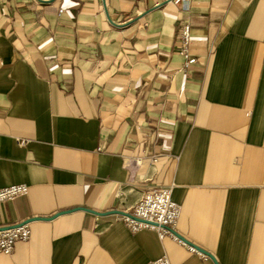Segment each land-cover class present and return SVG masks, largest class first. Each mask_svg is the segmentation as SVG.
Masks as SVG:
<instances>
[{
  "label": "crops",
  "instance_id": "crops-1",
  "mask_svg": "<svg viewBox=\"0 0 264 264\" xmlns=\"http://www.w3.org/2000/svg\"><path fill=\"white\" fill-rule=\"evenodd\" d=\"M13 185L28 193L0 204V229L29 221L30 238L0 264H214L114 221L169 187L177 235L216 264H264V0H0Z\"/></svg>",
  "mask_w": 264,
  "mask_h": 264
},
{
  "label": "built area",
  "instance_id": "built-area-1",
  "mask_svg": "<svg viewBox=\"0 0 264 264\" xmlns=\"http://www.w3.org/2000/svg\"><path fill=\"white\" fill-rule=\"evenodd\" d=\"M191 0H163V4L180 6L189 4ZM179 53L184 60V66L190 63L191 30L188 23L179 26ZM155 161V159H153ZM28 187L25 185H13L0 189V204L12 201L27 195ZM181 207L171 199V189L158 188L146 193L139 202L123 214H115L114 221L122 223L132 233L140 230H152L156 232L159 239L167 236L174 242L186 246L191 252L205 258L193 248L187 246L180 240L175 228L180 218ZM30 238L29 223L0 229V254L10 255L17 242H24ZM149 264H170L166 257H162Z\"/></svg>",
  "mask_w": 264,
  "mask_h": 264
},
{
  "label": "water",
  "instance_id": "water-1",
  "mask_svg": "<svg viewBox=\"0 0 264 264\" xmlns=\"http://www.w3.org/2000/svg\"><path fill=\"white\" fill-rule=\"evenodd\" d=\"M73 210H77V209H72V210H69V211L59 212V213H56L55 216H58V215H60V214H64V213H66V212H70V211H73ZM89 212H90V211H89ZM92 214H97V213H93V212H92ZM112 214L115 215V214H123V213H122V212H114V213H112ZM28 222H29V221H28ZM176 235H177V234H176ZM177 237H178L180 240H182L187 246H189V247L195 249V250H196L197 252H199L200 254L209 257V258L211 259V261H213V263L216 264V263L214 262V260L212 259V257H210V255H208V254L205 253L204 251H201L200 249H198V248L195 247L194 245L188 243L187 241H185V240H184L182 237H180L179 235H177Z\"/></svg>",
  "mask_w": 264,
  "mask_h": 264
}]
</instances>
